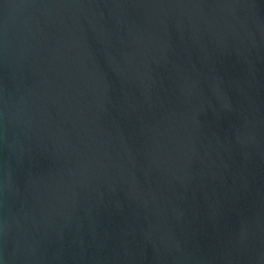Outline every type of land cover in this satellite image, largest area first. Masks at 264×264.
I'll return each mask as SVG.
<instances>
[{
  "label": "water",
  "instance_id": "1",
  "mask_svg": "<svg viewBox=\"0 0 264 264\" xmlns=\"http://www.w3.org/2000/svg\"><path fill=\"white\" fill-rule=\"evenodd\" d=\"M0 264H264V0H0Z\"/></svg>",
  "mask_w": 264,
  "mask_h": 264
}]
</instances>
